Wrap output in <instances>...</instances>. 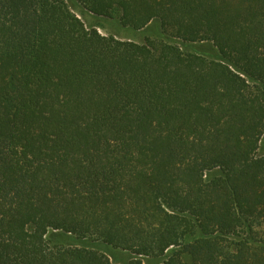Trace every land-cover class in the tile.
<instances>
[{
    "label": "trees",
    "instance_id": "1",
    "mask_svg": "<svg viewBox=\"0 0 264 264\" xmlns=\"http://www.w3.org/2000/svg\"><path fill=\"white\" fill-rule=\"evenodd\" d=\"M74 1L180 43L0 0V264H264V0Z\"/></svg>",
    "mask_w": 264,
    "mask_h": 264
},
{
    "label": "rangeland",
    "instance_id": "2",
    "mask_svg": "<svg viewBox=\"0 0 264 264\" xmlns=\"http://www.w3.org/2000/svg\"><path fill=\"white\" fill-rule=\"evenodd\" d=\"M67 5L69 6L72 13L79 18L87 28L95 29L99 34L102 36H112L117 40L124 41V42H133L136 44H143L147 39L150 40H158L163 41L165 43L171 45H178L180 42L175 40L168 35H165L160 27V23L158 21H153L144 29L139 31H132L130 29L123 28L117 16L112 18H101L96 17L86 11L83 7H81L76 1L74 0H64ZM196 51H194V49ZM183 51L187 53H197L205 56L207 59L215 60L217 58L218 53L213 48L211 43H200V44H186L183 45ZM264 154V142L261 144L259 155ZM59 236L56 232H50L47 236V240L57 241V237ZM67 244H76V242L71 241L69 239H64ZM98 250L102 253L106 254L112 264H126L128 260L131 258L129 254L114 250L108 246H97ZM153 261L145 260L143 264H152Z\"/></svg>",
    "mask_w": 264,
    "mask_h": 264
}]
</instances>
